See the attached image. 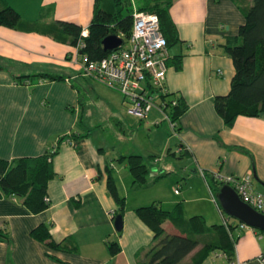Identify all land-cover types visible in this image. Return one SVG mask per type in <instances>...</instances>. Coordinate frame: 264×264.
Instances as JSON below:
<instances>
[{
    "label": "crops",
    "instance_id": "1",
    "mask_svg": "<svg viewBox=\"0 0 264 264\" xmlns=\"http://www.w3.org/2000/svg\"><path fill=\"white\" fill-rule=\"evenodd\" d=\"M4 1L18 11L22 22L16 28L0 25V159L11 161L36 157L54 148L57 151L52 158L56 175L46 189L50 202L47 209L32 213L15 197L0 198V230H6L9 237L0 240V264H57L52 256L68 264H137V255L151 246L154 235L134 209L152 203L161 204L163 209V202L172 204L173 195L184 201L177 203H181L187 217L201 215L208 225L222 224L227 219L233 225L232 235L237 236L231 261L224 253L214 251L198 264H258V256L264 253V236L259 235L263 231L250 226L241 229L237 222L224 218L205 176L249 175L254 189L264 194V111L257 116L238 115L232 126H226L212 101L215 94L229 90L234 73L231 58L220 46L227 35L237 34L244 22L243 13L233 1L173 0L170 6L178 40L167 45L166 53L170 58L182 56L180 68L167 66L163 84L188 104L178 119L175 148L170 147L168 136L160 135L161 116L166 115L154 107L144 118L145 131L154 130L151 140L136 147L137 141L128 136L122 143L131 146L117 148L112 143L117 138L110 135V150L109 141L93 137L91 128L83 123V87L88 77L69 60L75 45L28 27L29 21L36 20L35 27L42 28L61 19L87 30L94 0ZM2 4L0 0V7ZM78 57L83 58L81 54ZM43 71L62 74L64 79L40 77L34 81L25 76L22 82L16 81L17 75ZM125 103L121 92L110 87V117L124 127L129 120L120 115L138 117ZM163 151L179 157L185 152L183 157L198 175L197 182L178 193L171 186L168 192L152 188L155 182L153 186L137 187L125 163L117 160L131 153L143 158L147 154V165L159 170L151 171L153 178L170 170L167 160L165 166L157 164L162 161L158 153ZM106 164L112 167L118 193L125 199L120 234L113 225L117 205L106 187ZM177 203L163 210H171ZM40 224L49 227L56 242L70 238L76 250H52L32 238L31 230ZM163 227L168 233H179L168 221ZM110 241L120 246L116 255L108 252ZM198 249L180 264H192Z\"/></svg>",
    "mask_w": 264,
    "mask_h": 264
},
{
    "label": "trees",
    "instance_id": "2",
    "mask_svg": "<svg viewBox=\"0 0 264 264\" xmlns=\"http://www.w3.org/2000/svg\"><path fill=\"white\" fill-rule=\"evenodd\" d=\"M244 15V22L240 24L237 34L227 35L220 44L223 51L231 58L234 73L230 80L229 90L224 94L213 96V106L226 126H232L238 115L257 116L264 111V0H232ZM0 7V25L18 27L22 18L18 11L2 0ZM173 0H94L93 14L87 26L86 35H82V26L71 21L55 20L42 28L35 27L37 21H29L28 27L50 35L57 41L76 45L80 40L82 45L78 52L88 60H97L105 56L102 39L108 34H116L123 39L122 46L127 44L132 30L133 5L138 10L155 12L159 18L160 28L166 39V46L178 40V34L172 17L170 6ZM181 54L172 58L167 56L166 64L181 67ZM25 76L37 81L45 79H64L62 74L38 72L32 75H17L16 81L22 82ZM163 82V81H162ZM151 93L159 97L156 100L162 105L169 123H174L173 131H179L178 119L188 108L183 97L176 92H170L165 85H153L147 81ZM63 135L59 143L63 141ZM218 143L221 144L219 141ZM46 151L36 157H19L11 161L0 159V198L15 197L30 212L39 213L49 207L46 193L48 181L55 177L52 158L56 153ZM183 152L180 157H183ZM124 162L132 176V184L137 187H147L158 181L165 173L151 177L150 167L140 154L122 155L118 159ZM106 187L109 195L117 205L115 215H123L124 197L120 196L112 176V167L105 166ZM212 191V199L224 218L226 214L221 210L216 194L224 185L222 181L211 174L205 175ZM151 177V178H150ZM136 216L153 232L154 241L143 253L137 255V264H180L183 259L196 247L199 249L192 256V264H198L213 253L222 252L228 261L233 256L234 242L237 236L232 235L233 225L228 221L222 224H206L201 215L187 217L181 203H177L171 210H163L158 203L139 206L134 209ZM168 221L178 229L179 233H168L163 224ZM237 222V221H235ZM239 226V222H237ZM31 236L42 242L49 249L72 252L76 245L70 238L60 242L52 239L49 227L40 224L31 230ZM120 234V231L118 232ZM6 230H0V240H8ZM109 254L116 255L120 251L117 241L107 243ZM57 264H68L52 256ZM229 264L231 262H228Z\"/></svg>",
    "mask_w": 264,
    "mask_h": 264
},
{
    "label": "built area",
    "instance_id": "3",
    "mask_svg": "<svg viewBox=\"0 0 264 264\" xmlns=\"http://www.w3.org/2000/svg\"><path fill=\"white\" fill-rule=\"evenodd\" d=\"M132 17V30L125 46L109 50L97 60H88L84 55L80 60L78 48L82 41L79 40L75 51L69 55V60L79 65L82 75L91 76L103 84L119 89L128 103V109L142 119L154 107L162 110V105L153 99L148 85L141 86V81L149 80L155 86L162 85L167 69V46L155 12L138 10L133 5ZM86 33L87 30L82 29L81 34ZM173 125L170 122L171 128ZM54 151L55 148L51 150ZM214 176L231 186L243 202L264 214V194L254 189L249 175ZM174 192L178 193L179 190L175 188ZM239 227L242 229L246 225L240 222ZM259 235L264 236V231ZM258 264H264V253L258 256Z\"/></svg>",
    "mask_w": 264,
    "mask_h": 264
},
{
    "label": "rangeland",
    "instance_id": "4",
    "mask_svg": "<svg viewBox=\"0 0 264 264\" xmlns=\"http://www.w3.org/2000/svg\"><path fill=\"white\" fill-rule=\"evenodd\" d=\"M136 1L138 2V0ZM75 70L78 73V68H75ZM87 77H88L87 80L88 83L86 84L85 87H83L84 111L82 116H83V123H85L87 128H91L90 130L92 132L93 137H97L98 140H102V137L104 138V140L106 138L107 140L106 142L109 141L108 143L109 146H107L108 150H110V135L114 138H117V141L115 140L112 141L114 146L116 145L117 148L121 146L122 147L124 146V148L131 146V144L129 143L128 145H126V143H122L123 138L128 136H131L132 141H137L136 147L139 146V143L146 144L149 140H151L154 134V130L152 132L145 131L146 126L144 124L145 121L144 118L139 119L138 117L134 116L131 119H129L126 118L123 113L122 115H120L121 118H123V120L125 119L129 120L126 122H129V124L131 125L129 126V124H127L124 127L123 125L114 122V120L110 117V86L99 82L98 80H96L91 76H87ZM77 80H80V76H78ZM141 86H147L146 80L141 81ZM151 95L153 96L154 100H158L159 97L156 95L155 92L151 93ZM125 104L128 107V103ZM162 116L164 115L162 114ZM162 116L160 120L161 123L159 125V127L161 128L160 135L161 136L163 135L165 137L168 136L171 140L170 147L174 149L175 144L177 143L175 137L176 134L173 131V129L169 127L168 120L166 119V117H162ZM158 154L161 155L162 161L158 162L157 164L165 166L166 164H168L166 163L167 160L169 162L168 166L170 170L165 171V175L154 183L155 187L153 186V184H151L150 186H153L152 188H162L165 190V192H168V186H171L172 190L175 188H177L178 190L181 188L187 189V186L189 184L191 183L195 184V182H197L198 175L192 172L193 168L190 167L191 163L187 158L184 157L182 158L179 157V155H175V154L174 155L168 154L166 151L163 154L161 153ZM144 161L149 165V158L147 154H145ZM154 168L155 167L150 168V174L152 170L155 173L159 172V170H156ZM172 190H171V194H173ZM179 197H175L174 195L173 197L171 196V199L173 200L172 204L167 205L166 202H163L162 203L163 209H165L166 207H172L175 203L179 201L184 202L183 200H181L182 198ZM188 204L194 205L195 203H188ZM211 204H213V201ZM226 217L230 221H237L236 219L230 216L226 215Z\"/></svg>",
    "mask_w": 264,
    "mask_h": 264
},
{
    "label": "water",
    "instance_id": "5",
    "mask_svg": "<svg viewBox=\"0 0 264 264\" xmlns=\"http://www.w3.org/2000/svg\"><path fill=\"white\" fill-rule=\"evenodd\" d=\"M122 44V37L116 34H108L102 39V45L105 50L115 49ZM216 199L224 214L246 226L264 231V214L243 202L231 186L227 184L222 185L216 194ZM113 225L117 232L121 231L122 215L117 214L114 216Z\"/></svg>",
    "mask_w": 264,
    "mask_h": 264
},
{
    "label": "bare ground",
    "instance_id": "6",
    "mask_svg": "<svg viewBox=\"0 0 264 264\" xmlns=\"http://www.w3.org/2000/svg\"><path fill=\"white\" fill-rule=\"evenodd\" d=\"M132 24H133V22H132Z\"/></svg>",
    "mask_w": 264,
    "mask_h": 264
}]
</instances>
